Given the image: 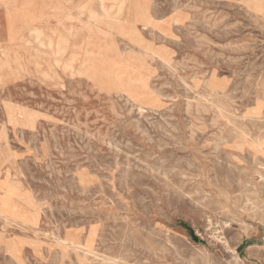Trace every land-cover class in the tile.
I'll return each mask as SVG.
<instances>
[{
    "label": "rangeland",
    "instance_id": "1",
    "mask_svg": "<svg viewBox=\"0 0 264 264\" xmlns=\"http://www.w3.org/2000/svg\"><path fill=\"white\" fill-rule=\"evenodd\" d=\"M119 2L0 0V264H264V0Z\"/></svg>",
    "mask_w": 264,
    "mask_h": 264
},
{
    "label": "bare ground",
    "instance_id": "2",
    "mask_svg": "<svg viewBox=\"0 0 264 264\" xmlns=\"http://www.w3.org/2000/svg\"><path fill=\"white\" fill-rule=\"evenodd\" d=\"M108 0H97V4L100 7V13L102 14L101 17L103 19H107L108 17H112V16H118L121 14L122 11V6H123V2H119L117 3V9L116 12L111 14V10L108 9L106 7V2ZM90 7V5L86 6H82L81 10L86 9V12L88 14V20H93L94 22L98 21L100 18V13L95 12L94 10H92L91 8L88 9ZM154 48V47H153ZM161 50V49H160ZM159 51V50H158ZM4 63H1L0 66H2ZM104 74H102L101 76H103ZM171 83V82H170ZM123 91L127 92V90L123 89ZM52 134V133H50ZM68 134V133H67ZM53 135V134H52ZM225 136V135H224ZM123 140V139H122ZM122 142V141H121ZM127 147V146H126ZM108 148V147H107ZM128 148V147H127ZM217 148V147H216ZM116 149V148H115ZM87 153V152H86ZM90 155V153H89ZM135 155V154H134ZM181 162V161H180ZM191 165V164H190ZM20 168V167H19ZM155 173V172H154ZM96 176V175H95ZM157 181V179H156ZM166 186V185H165ZM164 186V188H166ZM172 188V187H171ZM0 189H2L4 192L3 194L0 195V217H2L4 220L6 221H13V222H18L24 225L25 220L23 219L22 215L19 213V211L15 208V206L13 204H11V199L12 197L17 195L18 192V188L17 186L10 182L9 180L6 179H2L0 181ZM173 191V190H172ZM168 195V194H167ZM169 197V196H168ZM148 205V204H147ZM133 207V206H132ZM119 208V207H118ZM141 209V208H140ZM142 212V211H141ZM152 212V211H151ZM220 221V220H219ZM222 221V220H221ZM84 222V221H83ZM85 223V222H84ZM210 224V223H209ZM227 224V223H226ZM148 225V224H147ZM211 225V224H210ZM222 225V224H221ZM4 229V228H3ZM143 229V228H142ZM148 233V232H147ZM90 235V234H89ZM166 235V234H165ZM93 236V235H92ZM167 236V235H166ZM165 236V237H166ZM168 239V238H167ZM233 240V239H232ZM169 241V240H168ZM3 242V241H2ZM77 242V241H76ZM86 242V241H85ZM4 243V242H3ZM6 244V252L9 255H14L15 254V246L13 244H10L8 242L5 243ZM70 245V244H69ZM102 245V244H101ZM255 248V247H254ZM251 250V249H249ZM88 251V250H87ZM89 252V251H88ZM231 253V252H230ZM94 254V253H93ZM174 254V253H173ZM101 255V254H100ZM121 257V256H120ZM119 257V258H120ZM106 258V257H105ZM116 261V259H114ZM104 262V261H103ZM108 262V261H107ZM119 262V261H117ZM112 263V262H111ZM134 263V262H133ZM229 263V262H228ZM114 264V262H113ZM115 264H117L115 262ZM192 264V263H191Z\"/></svg>",
    "mask_w": 264,
    "mask_h": 264
},
{
    "label": "water",
    "instance_id": "3",
    "mask_svg": "<svg viewBox=\"0 0 264 264\" xmlns=\"http://www.w3.org/2000/svg\"><path fill=\"white\" fill-rule=\"evenodd\" d=\"M188 229V232H189V235H190V238L193 240V241H197V237L195 236L194 232L189 228L187 227ZM248 244L247 241H244L238 248H237V252H240L246 245Z\"/></svg>",
    "mask_w": 264,
    "mask_h": 264
}]
</instances>
